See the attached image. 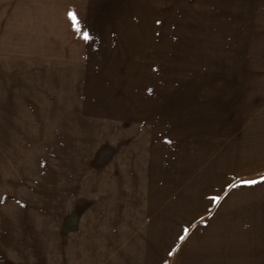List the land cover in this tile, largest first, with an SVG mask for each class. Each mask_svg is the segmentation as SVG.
Wrapping results in <instances>:
<instances>
[{
    "label": "rangeland",
    "instance_id": "374dc122",
    "mask_svg": "<svg viewBox=\"0 0 264 264\" xmlns=\"http://www.w3.org/2000/svg\"><path fill=\"white\" fill-rule=\"evenodd\" d=\"M5 1L0 264H264V0Z\"/></svg>",
    "mask_w": 264,
    "mask_h": 264
},
{
    "label": "snow or ice",
    "instance_id": "6c2138e0",
    "mask_svg": "<svg viewBox=\"0 0 264 264\" xmlns=\"http://www.w3.org/2000/svg\"><path fill=\"white\" fill-rule=\"evenodd\" d=\"M69 15L72 17L73 20L77 19L74 13H69ZM77 27L79 28V24H77ZM83 35H84L85 39H89L90 38V35L87 32H85ZM246 183H251V182H246ZM215 199H219V197H216ZM181 239H182V237H181Z\"/></svg>",
    "mask_w": 264,
    "mask_h": 264
},
{
    "label": "crops",
    "instance_id": "0c3cea01",
    "mask_svg": "<svg viewBox=\"0 0 264 264\" xmlns=\"http://www.w3.org/2000/svg\"><path fill=\"white\" fill-rule=\"evenodd\" d=\"M0 2H2L3 4H7L8 5V3H9V1H5V0H0ZM4 16V15H3ZM3 16H2V18H3ZM1 29V28H0Z\"/></svg>",
    "mask_w": 264,
    "mask_h": 264
}]
</instances>
